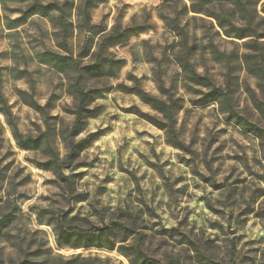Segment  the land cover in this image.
I'll list each match as a JSON object with an SVG mask.
<instances>
[{
	"label": "clouds",
	"instance_id": "clouds-1",
	"mask_svg": "<svg viewBox=\"0 0 264 264\" xmlns=\"http://www.w3.org/2000/svg\"><path fill=\"white\" fill-rule=\"evenodd\" d=\"M0 264H264V0H0Z\"/></svg>",
	"mask_w": 264,
	"mask_h": 264
},
{
	"label": "rangeland",
	"instance_id": "rangeland-1",
	"mask_svg": "<svg viewBox=\"0 0 264 264\" xmlns=\"http://www.w3.org/2000/svg\"><path fill=\"white\" fill-rule=\"evenodd\" d=\"M116 36L119 37V36H120V33L117 32V33H116Z\"/></svg>",
	"mask_w": 264,
	"mask_h": 264
}]
</instances>
